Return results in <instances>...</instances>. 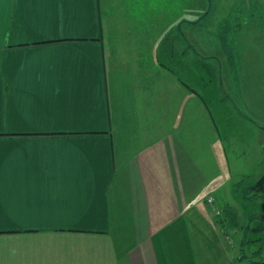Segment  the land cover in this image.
Wrapping results in <instances>:
<instances>
[{"label": "crops", "instance_id": "1", "mask_svg": "<svg viewBox=\"0 0 264 264\" xmlns=\"http://www.w3.org/2000/svg\"><path fill=\"white\" fill-rule=\"evenodd\" d=\"M162 4L0 0V264L264 262L241 245L253 222L232 231L220 208L252 180L236 146L264 160V15L191 50L228 54L216 86L181 60L190 22Z\"/></svg>", "mask_w": 264, "mask_h": 264}, {"label": "rangeland", "instance_id": "2", "mask_svg": "<svg viewBox=\"0 0 264 264\" xmlns=\"http://www.w3.org/2000/svg\"><path fill=\"white\" fill-rule=\"evenodd\" d=\"M163 1L170 2L169 4L170 8H168V10L172 12L177 11V9L173 7V5L179 3V5L181 6L180 13L183 14L184 20L186 22H190L188 28L184 30L185 37H183L184 40L183 42L188 44L189 47L186 49L187 50L186 54L181 60H183V62L188 60V63H191L192 65L195 66H197L196 64H199V66L197 67H199L200 71L204 72L202 79L206 83L215 82V85L220 78H222L223 80L228 79V68H229L228 54L227 53L223 54L222 52L220 54V61L217 59L218 55H214L213 57L215 58H207L205 60L202 59L203 61H205L203 63L197 60L194 61V59L192 63L190 60L191 57L189 56V54H191V50L195 48L202 49L204 47L206 49V52L211 53L215 50L216 43H218L217 36L223 31L222 26H224V22L230 23L232 19H234V17L235 18L237 17L238 20L241 22L240 25H243L244 19L241 20L240 19L241 17H247V18L250 17V19H253L258 16L264 15V0H152V3H154V6L159 9L160 7L163 6L162 4ZM248 6L251 7L248 9ZM193 23L195 24L193 25ZM162 51L160 53H162ZM164 53H165V49H164ZM163 54L160 55L162 56ZM233 61H235V59H233ZM201 64L202 65L204 64V66H206L209 72L205 70V67L201 69L202 66ZM187 70L189 71V74L187 75H189V77L195 78L197 71L196 68L193 70L192 66H188ZM176 73L178 72H175V74ZM211 106H213V104H211ZM240 124H241V120H238L237 124L234 125V128L237 131L238 139H241L242 136L240 133L242 131L241 129L243 125ZM246 144H247V139H246ZM249 144H252V141ZM247 148L248 146H244V145L236 146L233 159H235V164L237 165L236 173L238 174L247 173L248 176L252 175V180L250 178H246L247 184L243 183L234 186L233 184H230L229 186L222 189V190L229 189V193L226 191H222V195L224 194L227 197H230L229 199L230 214H228V212L226 211V207L221 206L220 208L223 211L224 218L226 217V227L228 226L232 231H235L236 227H240L243 225L247 226L251 222H253L254 224L252 225L253 228L254 226L257 225V223H260L259 221L261 219V216L264 214V180L260 179L259 181H257L259 179L258 177H261V174L264 175V160L261 163L258 162L260 158L259 159L253 158V165L250 166L249 160L250 158H252L253 154L251 155V152ZM251 181L254 184L251 190L246 191L247 193L246 194L244 193V190L246 187L250 185ZM257 182H263V183H257ZM209 186L210 188H206L205 195H208L209 193L213 192L214 185L212 184ZM249 195L250 196L252 195V199L245 198L248 197ZM232 231H231V236L235 235L236 238L240 237V233L236 234V232L233 233ZM241 233L244 234L243 232ZM226 234H228L227 231ZM244 236H245L244 237L245 241L242 242L241 244L242 247H244L245 243L247 245L248 242L254 239V237L249 232H246ZM258 248H262V250L264 251V241L259 245H255V244L247 245V250H250L252 252L258 250ZM240 254L242 255V257L247 255L245 257L246 259H244L245 260L244 264H251L249 262V260L252 259L250 257L251 254L248 253L243 254V251ZM263 257H264V253L261 255V258ZM255 258L253 260H255Z\"/></svg>", "mask_w": 264, "mask_h": 264}, {"label": "trees", "instance_id": "3", "mask_svg": "<svg viewBox=\"0 0 264 264\" xmlns=\"http://www.w3.org/2000/svg\"><path fill=\"white\" fill-rule=\"evenodd\" d=\"M165 54V55H164ZM163 55H162V60L164 59H166V54H168V52L167 51H165V53H164ZM168 56H169V54H168ZM172 56L173 57H176V55L172 52ZM160 63L164 66V67H166L167 68V66H166V63L165 62H161L160 61ZM205 67V70L206 71H208L207 70V68H206V66H204ZM203 67V68H204ZM172 71H173V69H172ZM209 72V71H208ZM251 232V235L254 237V239L253 240H251L250 242H248V244L249 243H253V244H255V243H262L263 241H264V226H259V225H256V226H254L251 230H250ZM244 245H246V243L244 244ZM259 251V250H258ZM258 251H256L257 253H258ZM257 253H254V254H257ZM249 262L251 263V264H264V262L263 261H255V260H253V259H250L249 260Z\"/></svg>", "mask_w": 264, "mask_h": 264}, {"label": "built area", "instance_id": "4", "mask_svg": "<svg viewBox=\"0 0 264 264\" xmlns=\"http://www.w3.org/2000/svg\"><path fill=\"white\" fill-rule=\"evenodd\" d=\"M208 203H210V204H211V203H212V200H211V199H209V200H208ZM215 214H216V215H218V213H215Z\"/></svg>", "mask_w": 264, "mask_h": 264}]
</instances>
